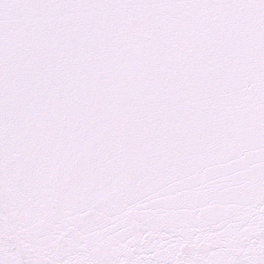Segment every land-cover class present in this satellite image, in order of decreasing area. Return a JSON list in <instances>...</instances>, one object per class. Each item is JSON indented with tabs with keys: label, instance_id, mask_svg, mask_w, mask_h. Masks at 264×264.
Returning a JSON list of instances; mask_svg holds the SVG:
<instances>
[{
	"label": "snow or ice",
	"instance_id": "1",
	"mask_svg": "<svg viewBox=\"0 0 264 264\" xmlns=\"http://www.w3.org/2000/svg\"><path fill=\"white\" fill-rule=\"evenodd\" d=\"M0 264H264V0H0Z\"/></svg>",
	"mask_w": 264,
	"mask_h": 264
}]
</instances>
